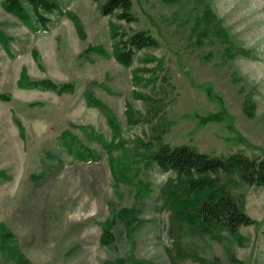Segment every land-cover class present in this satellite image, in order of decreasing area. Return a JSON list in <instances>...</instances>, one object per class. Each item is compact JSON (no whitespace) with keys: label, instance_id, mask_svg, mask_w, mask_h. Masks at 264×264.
<instances>
[{"label":"rangeland","instance_id":"374dc122","mask_svg":"<svg viewBox=\"0 0 264 264\" xmlns=\"http://www.w3.org/2000/svg\"><path fill=\"white\" fill-rule=\"evenodd\" d=\"M54 1L74 18L53 12L44 30L30 28L0 0V93L10 96L0 99V224L23 254L35 264H112L131 256L142 264H264L263 187L228 183L253 224L203 232L175 223L170 232L161 189L176 174L147 153L159 137L211 155L264 157V0H132V22L102 15L94 0ZM112 24L128 34L147 30L159 45L137 51L125 67L113 54ZM24 74L73 89L29 87ZM86 89L120 124L116 139ZM66 130L96 159L68 153ZM93 134L113 144L119 170L133 182L115 184L109 151ZM137 184H148L142 195ZM115 207L137 210L131 233ZM106 219L116 233L110 245L101 243ZM0 264L14 262L0 250Z\"/></svg>","mask_w":264,"mask_h":264},{"label":"trees","instance_id":"16d2710c","mask_svg":"<svg viewBox=\"0 0 264 264\" xmlns=\"http://www.w3.org/2000/svg\"><path fill=\"white\" fill-rule=\"evenodd\" d=\"M31 9V13L23 5L22 0H3L5 10L17 15L23 22L33 29L39 25L47 30L50 23L49 14L59 12L68 14L74 18V14L64 11L54 0H26ZM99 4L102 15H116L117 18L132 22L137 16L132 12V0H94ZM35 24V25H34ZM80 30V28H79ZM110 36L113 39V54L115 59L125 67H129L137 51L149 47H157L159 42L147 30H137L130 34L118 31L111 26ZM0 34V40H4ZM94 50L104 56L108 52L102 46H92L88 50ZM150 61L159 60L151 57ZM137 74L135 72L134 78ZM22 80L29 87H47L58 92L71 91L73 83H57L51 79L32 80L22 75ZM22 82V81H21ZM84 97L88 104L100 109L107 117L108 123L113 129V140L120 135V124L110 112L109 107L94 96L88 89L84 91ZM1 100H8L10 96L0 93ZM128 107V116H132ZM19 124V121H17ZM20 125V124H19ZM22 131V127L20 125ZM71 136L70 138H64ZM109 151L110 167L117 182H133L132 177H128L126 169L119 170L117 158L112 154L113 144L104 139L102 134H93ZM68 153L76 159L89 162L96 159V151L78 142V139L70 131L66 130L61 136ZM149 159L155 162L163 171H173L176 178L170 179L161 189L163 196V208L170 212L171 225L170 232H175V223H187L195 229L203 232L210 231L213 227L227 228L236 231L242 225L254 223L252 219L239 204L237 198L232 193L228 183L237 180L243 184L256 185L264 188V157L257 155H247L241 151L230 152L226 155H211L198 150L196 147L182 143L170 145L164 143L158 137L156 146L148 152ZM123 167H125L123 165ZM0 175H5L0 171ZM148 184L143 187L137 184V194L142 195ZM148 188V187H147ZM116 208V209H115ZM113 208V215L117 214V221H121L124 228L131 233L139 221L138 212L132 207ZM113 219H106L102 223L101 243L112 244L116 239V233L112 231ZM181 245V243H178ZM0 250L6 252V256L14 264H35L31 262L21 251L17 244L15 235L4 224H0ZM144 261L134 256L129 258H117L112 264H142ZM173 264H176L173 261Z\"/></svg>","mask_w":264,"mask_h":264}]
</instances>
